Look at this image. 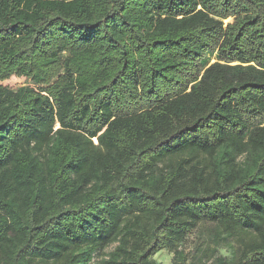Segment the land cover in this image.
<instances>
[{"label":"trees","instance_id":"trees-1","mask_svg":"<svg viewBox=\"0 0 264 264\" xmlns=\"http://www.w3.org/2000/svg\"><path fill=\"white\" fill-rule=\"evenodd\" d=\"M161 252L264 264V0H0V264Z\"/></svg>","mask_w":264,"mask_h":264},{"label":"rangeland","instance_id":"rangeland-1","mask_svg":"<svg viewBox=\"0 0 264 264\" xmlns=\"http://www.w3.org/2000/svg\"><path fill=\"white\" fill-rule=\"evenodd\" d=\"M24 83L25 82L22 79L11 78L9 81H6V82H4L2 84L3 85H6V86H9L11 88H16V87L22 86ZM191 238H192V236H191ZM219 253L225 254L223 250L219 251ZM153 259L158 264H171V262H172V255L169 254V253H167V252H161V253H158L157 255H155L153 257Z\"/></svg>","mask_w":264,"mask_h":264}]
</instances>
